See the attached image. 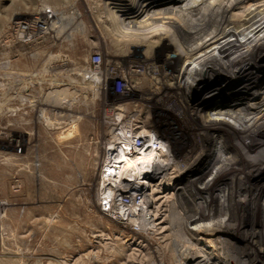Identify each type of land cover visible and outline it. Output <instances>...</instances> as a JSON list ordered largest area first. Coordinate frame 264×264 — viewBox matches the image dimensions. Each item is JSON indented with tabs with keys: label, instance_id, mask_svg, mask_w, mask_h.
<instances>
[{
	"label": "rangeland",
	"instance_id": "374dc122",
	"mask_svg": "<svg viewBox=\"0 0 264 264\" xmlns=\"http://www.w3.org/2000/svg\"><path fill=\"white\" fill-rule=\"evenodd\" d=\"M107 1L0 0V201L5 203L2 204L0 264H187L185 253L195 246L202 245L210 252L216 250L213 245L217 243L212 241L214 235H193L189 230L184 231L183 223H191L195 230L200 226L194 225L200 224L202 218L191 210L195 204L192 200L185 198L184 204H180L182 196L187 194L182 184L179 188L175 185L173 169H168L166 177L154 185L160 190L154 191V196H171L170 205L163 203L164 197L153 204L152 211L157 213L154 220H151L153 216L144 218L143 215L133 220L121 218V211H125V215L140 213L139 210L143 213L147 207L142 206L140 199L124 206L101 202L103 197H111L102 186V178L109 175L110 169L102 165L104 158L109 157L107 147L119 143L123 135L109 124L118 120L122 111H126V117H146L157 131L169 132L174 143L189 141L185 122L171 106H184L182 98L168 97L169 89L165 86L156 90L145 83H136L139 75L134 73L122 80L126 84L130 80L131 86L121 88L114 68L127 69L131 60H144L147 46L145 42L134 45L130 38L117 40V29L115 31L111 19L107 18ZM118 1L124 5L129 2ZM210 1L203 5L206 8L203 10L209 9ZM260 1L264 4V0ZM45 8L59 12L51 26L53 36L44 35L30 43L9 39L13 20L30 17ZM167 37H161L150 46L152 49L148 47L149 58L163 61L167 53L175 52L171 38ZM247 40L250 43L245 40V45L263 44L264 33ZM238 45L234 43L226 50L236 49ZM94 50L101 53L100 66L105 75L100 91L91 84L94 79L89 69L82 70ZM178 57L174 53L170 59L168 69L172 72L186 64ZM141 67L137 65L136 69ZM84 77L86 86L82 82ZM216 82L208 79L202 89L187 92L186 103L189 106L214 103L215 110L223 106L224 94L217 95L214 102L207 98ZM147 132L142 129V134ZM219 141L214 143L222 147ZM232 152L247 161H264V150L245 148ZM139 163L137 171L149 167L147 162ZM122 165L118 173L108 179L110 182L123 179ZM257 175L260 173H250L248 177ZM254 191L256 198L264 199V186ZM184 207L189 208V213L183 218ZM255 208H258L257 203ZM218 211L215 216L206 212L210 218L207 226L204 225L206 228L224 224L230 227L225 208L220 207ZM255 220L250 222V227L257 230L252 236L254 246L242 242L243 229L247 227H231L229 231L236 244L243 247L244 243L243 248H246V252L236 253L237 258L255 259L254 264H264V228ZM138 223L144 227L140 229ZM202 254L194 264H199Z\"/></svg>",
	"mask_w": 264,
	"mask_h": 264
},
{
	"label": "bare ground",
	"instance_id": "6f19581e",
	"mask_svg": "<svg viewBox=\"0 0 264 264\" xmlns=\"http://www.w3.org/2000/svg\"><path fill=\"white\" fill-rule=\"evenodd\" d=\"M128 1L125 5L118 0L105 2L108 8L107 18L111 19L115 31L117 29V40L122 42L130 38L134 45L145 42L147 46L144 60H131L127 69L113 67L121 81V88L125 90L131 86L130 80L127 84L122 80L124 76L130 77L134 73L139 75L136 83H145L156 90H161L165 86L169 89L168 97L182 98L184 106L171 105L173 107L171 108L185 122L189 131V141L185 144L174 143L169 132L157 131L146 117L140 115L126 117V111H122L121 117L109 124L114 130H120L123 135L120 140L118 139L119 143L107 147L109 157L104 158L102 165H107L110 169L109 175L102 178V186L104 190L108 189L111 197L109 199L103 197L101 202L111 201L112 204L124 206L140 199L142 206L146 204L147 209L143 207V213L139 210L140 213L126 215L125 211H121V218L133 220L134 217L143 215L144 218L153 216L151 220H154L157 213L152 211L153 204L160 197H164L163 203L167 202L168 205L171 197L167 194L154 196L156 191H160L155 189L154 185L166 177L168 169H173L171 173L172 178L176 179L175 185L182 184L187 194L184 198L182 196L180 204H184L185 198L192 200L195 204L191 210H195L202 218L199 220L200 224L194 225L200 226L195 230L191 223H183L184 231L189 230L194 233L193 235L209 233L214 235L212 241L217 243L213 245L216 248L215 252L206 251L202 245L187 250L185 253L187 264H194L202 253L203 259L199 264H254L255 259L246 261L237 258L236 253H244L246 248H243L244 243L243 247L236 244L229 230L231 227L237 229L247 227L243 229L246 233L240 231L244 236L242 242L254 246L252 236L257 230L250 227V222L257 219L261 224L259 227L264 228V199L256 198L254 191L264 186V161H247L232 151L245 148L250 151L264 150V43L255 42L250 46L244 44L250 37L258 38L264 33V4L259 3L260 0H211L209 4L207 3L209 9L205 11L203 5L209 0ZM248 6L251 11L245 9ZM165 36L171 38L173 43L171 47H175L174 53L179 56V61H186L185 65L177 67L176 72L168 69L174 53H167L163 61H155L148 57L147 49ZM248 42L250 43V40ZM234 43H239L238 48L226 50ZM211 44L215 46L210 47ZM137 65L138 67L142 65L141 71L136 69ZM208 79L217 81L212 87L211 95L207 97L209 102L211 100L214 102L217 95L224 94L226 97L224 105L216 110L213 109L214 103L206 105L194 103L195 105L189 106L185 100L186 93L193 88L202 89L201 86ZM142 129L153 132H150V138L147 137L149 132L142 134ZM251 135L257 138L249 137ZM134 136L147 140L139 150L131 145L134 143ZM154 139L159 142L158 147L150 143V140ZM217 139L220 140L222 147H217L214 143ZM122 163L123 181L110 182L108 179L118 173L117 169ZM137 163L140 165L146 163L149 167L138 172ZM258 172L259 176L248 177L250 173ZM123 197H127L128 200H124ZM255 203L258 205L257 209ZM220 207L225 208L231 222L230 227L229 224H224L210 225L206 228L204 225L210 220L206 212H212L214 215ZM202 210L206 212L203 213ZM188 213L189 208L186 207L181 215L187 217ZM143 227L144 225H141L139 228Z\"/></svg>",
	"mask_w": 264,
	"mask_h": 264
},
{
	"label": "built area",
	"instance_id": "2783aa9c",
	"mask_svg": "<svg viewBox=\"0 0 264 264\" xmlns=\"http://www.w3.org/2000/svg\"><path fill=\"white\" fill-rule=\"evenodd\" d=\"M59 12L57 10H53L50 8H45L41 10L40 12L27 17V18H21L13 20L9 26V39L14 42L19 43H30V42H37L41 39L42 36L50 34L53 36L52 33V27L54 25V19L56 15H58ZM101 53L98 50H94L90 54L89 62L85 68L82 70L89 69L91 76L94 77V81H92V85L97 88L98 91H100L103 88L104 85V79L102 76V70L100 67L101 64ZM85 77L83 78V83L85 85ZM148 132H152L151 130ZM147 132V133H148ZM153 133V132H152ZM148 138H150V134H148ZM152 145L158 146L159 142H156V140H150ZM154 141V142H153ZM147 143V140H143L138 138L137 136H134V143L131 144L133 148L139 150L141 147H143ZM4 202L0 201V243H1V237H2V217L4 215V210L2 208V204ZM5 204V203H4ZM3 204V205H4ZM109 207V205L107 206Z\"/></svg>",
	"mask_w": 264,
	"mask_h": 264
}]
</instances>
